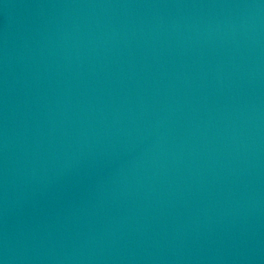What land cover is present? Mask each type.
<instances>
[{"label": "water", "instance_id": "obj_1", "mask_svg": "<svg viewBox=\"0 0 264 264\" xmlns=\"http://www.w3.org/2000/svg\"><path fill=\"white\" fill-rule=\"evenodd\" d=\"M0 264H264V0H0Z\"/></svg>", "mask_w": 264, "mask_h": 264}]
</instances>
